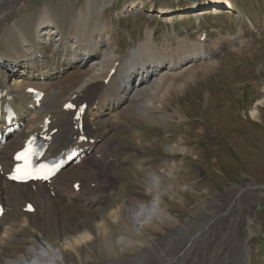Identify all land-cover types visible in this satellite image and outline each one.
Wrapping results in <instances>:
<instances>
[{
	"label": "bare ground",
	"instance_id": "6f19581e",
	"mask_svg": "<svg viewBox=\"0 0 264 264\" xmlns=\"http://www.w3.org/2000/svg\"><path fill=\"white\" fill-rule=\"evenodd\" d=\"M107 1L57 0L25 11L29 0H0V92L22 124L0 147V203L5 209L0 218V264H252L249 246L236 234L242 226L252 234L238 191L228 192L223 208L210 210L208 224L195 234L168 209L173 206L166 201L168 196L181 202L191 196L183 183L192 179L179 174L186 162L134 163L139 173L135 181L149 197L146 200L123 198L113 206V196L100 199L98 192L95 198L92 188L94 172L109 164L101 150L103 140L116 133L135 138L126 122L159 126L168 140L172 129L184 127V134L174 142L159 143L167 155H192L190 132L200 122H193L179 104L190 102L193 92L189 91L196 82L199 87L223 73L222 54L230 52L231 41L247 44L242 29L228 39L210 30L206 21L205 16L231 13L220 10L219 3L232 9L234 5L209 0L210 8L165 15L166 23L194 19L195 37L179 36L173 30L160 41L147 26L142 41L128 33L129 45L120 52L104 17ZM137 6L131 0L130 11ZM29 89L42 92V100L34 102ZM204 92V98L195 102V113L218 104L208 87ZM67 104L76 108L85 104L81 131L76 130L74 111L66 109ZM33 132L48 137L46 156L73 147L88 154L78 166L62 169L49 185L8 182L12 154ZM136 138L142 147V140ZM114 149L120 161L119 149ZM80 177L89 181L80 182L74 191ZM27 204L33 206L32 213L25 212ZM232 208L235 215L224 225ZM215 230L221 231L218 238Z\"/></svg>",
	"mask_w": 264,
	"mask_h": 264
},
{
	"label": "rangeland",
	"instance_id": "374dc122",
	"mask_svg": "<svg viewBox=\"0 0 264 264\" xmlns=\"http://www.w3.org/2000/svg\"><path fill=\"white\" fill-rule=\"evenodd\" d=\"M56 1L29 0L25 11L42 8ZM132 1L138 4L132 11L129 7L131 0L111 2L108 0L104 8L105 20L115 33L120 52L126 50L129 45L128 33L136 42L142 41L147 26L151 27L153 36L160 41L173 30L179 36L189 35L193 39L196 35L194 19L181 18L182 20L166 23L165 15L181 16L178 15L181 13L189 15L193 10L200 11L212 6L208 3L209 0ZM226 1L234 4L232 14L205 16L209 29L219 31L228 39L236 37L242 29L247 44L240 47L237 41H231L228 57L222 54L223 73L212 75L208 84L202 83L198 87L196 82L194 89L189 91V94L193 92L194 97H191V94L187 100L190 102L182 101L179 104L186 113H190L193 122L202 124L200 126V123H196L190 132L194 148L192 155L170 156L162 150L161 145L174 142L184 134V127L172 129L171 140H168L169 135L159 126L126 122L135 132V138L132 135L116 133L110 140H103L104 146L101 150L107 154L109 164L104 170L94 172L96 187H93V197L98 192L99 196H96L101 197L100 199L113 196V206L120 203L123 198L146 200L149 197L135 181L139 173L134 163L150 161L156 166L172 159L180 160L181 163L186 162L184 173L182 171L179 174H185L192 179L183 183L188 195L191 196H185L182 202L177 196H168L166 201L173 202V206L168 207L170 212L175 217H180L182 223L188 225L189 232L195 234L200 227L208 224L206 215L210 210L222 209L223 203L226 204L224 198L228 196V192L238 191L241 195V206L246 211L245 216L251 222L252 234L250 235L245 226H242V229L236 232L237 239L249 246V259L252 264H264V189L257 188L264 185V0ZM217 6L220 9L225 7L223 3ZM158 8L167 10L161 18H156L159 14ZM206 87L218 102L214 106L216 109L215 111L214 108L202 109L201 114L195 113V102L204 98ZM253 109L254 117L251 115ZM136 137L142 140V147ZM115 147L119 149L118 156H122L121 158L119 156L120 161L116 158ZM86 180L89 181V178H79V181L88 183ZM198 184L201 187L191 189ZM231 210H233L231 214L225 217L224 225L235 215V209ZM218 229L221 230V227ZM220 230L214 232L217 238L221 236ZM172 231L175 232V229ZM161 237L163 235H160Z\"/></svg>",
	"mask_w": 264,
	"mask_h": 264
},
{
	"label": "snow or ice",
	"instance_id": "6c2138e0",
	"mask_svg": "<svg viewBox=\"0 0 264 264\" xmlns=\"http://www.w3.org/2000/svg\"><path fill=\"white\" fill-rule=\"evenodd\" d=\"M65 107L67 109L77 110L73 104H67ZM78 110L82 112L83 108L81 107ZM77 119H79L78 116ZM81 139L86 138L81 137ZM42 155L43 152L36 146L35 138H29L24 148L17 152L14 157L16 161L14 168L15 174L11 175L10 178L20 182L26 181L27 179L49 180L55 174L57 168L55 166L49 167L46 163H39V158Z\"/></svg>",
	"mask_w": 264,
	"mask_h": 264
},
{
	"label": "water",
	"instance_id": "95a60500",
	"mask_svg": "<svg viewBox=\"0 0 264 264\" xmlns=\"http://www.w3.org/2000/svg\"><path fill=\"white\" fill-rule=\"evenodd\" d=\"M257 188L264 189V185L263 186H257Z\"/></svg>",
	"mask_w": 264,
	"mask_h": 264
}]
</instances>
